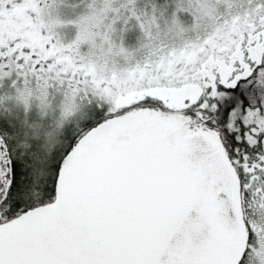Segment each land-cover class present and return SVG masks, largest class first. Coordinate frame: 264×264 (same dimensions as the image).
Masks as SVG:
<instances>
[{"label":"snow or ice","instance_id":"snow-or-ice-1","mask_svg":"<svg viewBox=\"0 0 264 264\" xmlns=\"http://www.w3.org/2000/svg\"><path fill=\"white\" fill-rule=\"evenodd\" d=\"M0 264H264V0H0Z\"/></svg>","mask_w":264,"mask_h":264}]
</instances>
